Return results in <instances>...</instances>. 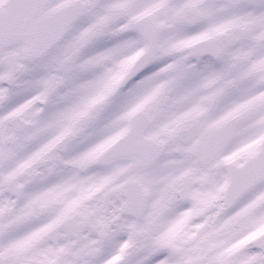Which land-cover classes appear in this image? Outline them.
Listing matches in <instances>:
<instances>
[{
    "label": "snow or ice",
    "instance_id": "obj_1",
    "mask_svg": "<svg viewBox=\"0 0 264 264\" xmlns=\"http://www.w3.org/2000/svg\"><path fill=\"white\" fill-rule=\"evenodd\" d=\"M0 264H264V0H0Z\"/></svg>",
    "mask_w": 264,
    "mask_h": 264
}]
</instances>
